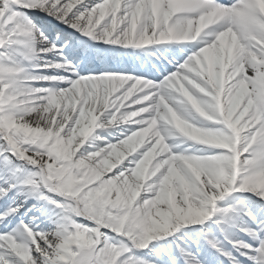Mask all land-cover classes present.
Returning a JSON list of instances; mask_svg holds the SVG:
<instances>
[{"label":"snow or ice","instance_id":"1","mask_svg":"<svg viewBox=\"0 0 264 264\" xmlns=\"http://www.w3.org/2000/svg\"><path fill=\"white\" fill-rule=\"evenodd\" d=\"M0 264H264V0H0Z\"/></svg>","mask_w":264,"mask_h":264}]
</instances>
